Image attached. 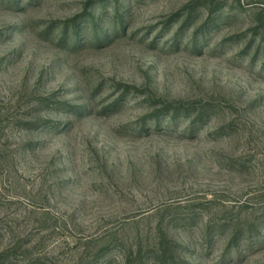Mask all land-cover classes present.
<instances>
[{"label":"rangeland","instance_id":"374dc122","mask_svg":"<svg viewBox=\"0 0 264 264\" xmlns=\"http://www.w3.org/2000/svg\"><path fill=\"white\" fill-rule=\"evenodd\" d=\"M0 264H264V0H0Z\"/></svg>","mask_w":264,"mask_h":264}]
</instances>
